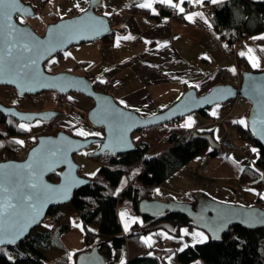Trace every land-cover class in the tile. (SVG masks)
<instances>
[{"label": "crops", "instance_id": "1", "mask_svg": "<svg viewBox=\"0 0 264 264\" xmlns=\"http://www.w3.org/2000/svg\"><path fill=\"white\" fill-rule=\"evenodd\" d=\"M24 1L30 2L33 5L35 14L40 10L43 22L41 23V20L35 22V25L39 28L36 29L29 20L35 14L29 17L17 15L16 18L20 22H29L40 34L44 33L46 26L50 22L79 14L83 12L81 9L86 10L90 5V0H44L40 4L35 3L34 0ZM223 1L226 0H220V3ZM144 3H151L152 7L145 8L139 6ZM77 4L79 7H76ZM203 4L215 5L210 3L209 0H203L202 4L196 3L195 0L191 3L188 0H172L171 4L167 2L161 3L160 0H103L100 5L96 6V9L101 14L108 13L113 27V31L109 33L110 36L105 38V36L109 35L107 34L93 40L70 45L64 51L58 52L48 59L44 64L45 69L54 73L71 71L76 74H84L90 78L93 84L97 80L118 78L122 82L121 86L109 93L119 103L121 100L125 101V104L120 103L121 105L136 111L138 110L137 112L142 116H151L168 108L190 88H195L198 95H202L217 84L232 83L235 86L240 84L238 81L224 79L221 74L222 69H227L234 73L239 72L241 79V72L244 69L254 71L264 70V39L257 38L264 37V29L239 37L233 44H229L222 34L221 29L223 26L218 28L214 24L211 18L212 13L207 12L202 7ZM173 5H177L178 7H174ZM180 7L184 9V12L179 11ZM165 8H169L170 12H166L167 9ZM51 13H54L55 16H50ZM193 13H202L203 18L200 16H193L192 20L186 18ZM42 24L44 25L42 26ZM241 53H244V55H241ZM249 57L252 59L250 60ZM254 62L258 63L259 67L254 68L252 66ZM245 63L250 68H245ZM232 69H235V71H232ZM196 85H199V87H196ZM12 88L15 94L13 101H3L2 99L0 101L7 105L19 107L21 110H63V115L57 117L52 122V125L56 126L58 130H71L74 135L81 136L76 131V128L82 126L87 119L94 130L88 131V135L81 137L103 136V130L88 118V111L94 106L91 98L75 91H71L64 96L58 95L55 91H43L37 94L19 96L16 89ZM69 97H72V99H69ZM235 98L237 102L229 112H226L224 109L223 102L203 109L205 110L204 112L202 110L193 111L191 112L192 114L189 113L182 116L183 119L179 120L181 118L179 117L168 121L167 124L182 126L185 130H203L204 132L202 133H210L218 143L224 132L229 131L240 145L247 146L252 151L253 148H257L250 142L243 140L237 129L238 121L242 119L245 121L243 125H248L247 113L250 108V101L240 96H236ZM61 101H64L65 104L62 105ZM213 112L216 115H212ZM188 123H191L192 126L184 127ZM143 129L134 132L133 139ZM96 133H99V135H95ZM23 146L26 147V145ZM97 147L98 144L93 149L95 150ZM210 148L203 154L204 157L206 156V159H200L196 167L197 171L199 170L201 173L206 174L199 168V165L204 161H207L209 164V172L212 168V171L216 172L217 168L221 169L224 166L228 170L232 165H235L236 172H238L239 168L242 170L244 167L245 156L240 150L227 154L229 159L231 158L232 160L228 165H224L217 157H214L215 153H212V149L215 148L211 146ZM232 154H234V157L231 156ZM188 163L173 175L184 169ZM140 170L141 168L137 171L135 177H137ZM199 171L198 175L200 174ZM125 174H130V172ZM132 177L130 176L129 178ZM129 178L127 177L124 183L120 181L118 187L120 191H122ZM199 191V199L204 196L203 193L208 194L205 191ZM154 193L158 195V199L160 200H170L168 198L163 199L156 190ZM258 206L261 205L258 204ZM73 213L72 226L74 223L76 224L75 236H71L73 234L72 226L67 232L60 234L52 227V235L57 240H60V243H56L48 249H41L49 264H77L76 254L72 251L84 244V231L82 225L79 227L81 219L78 214L76 212ZM142 215L140 212L133 211L128 204H118V217L124 232L128 231L134 224L142 226L144 222ZM46 218L47 214L44 219ZM41 223L36 228L48 230V227L41 225ZM125 224L128 225L127 229L125 228ZM184 229L188 230L187 234L183 232ZM159 233L161 235L162 233L166 234L162 235L165 241V248L168 245V248H172L173 250L169 255L172 256L171 262H169V256L166 257L165 262L167 264H183L177 260L178 249L182 248L185 244L199 243L198 241L201 239L199 236L193 235V233H203L207 237L206 240L210 239L204 230L194 226L182 227L178 236L164 229H157L143 235L144 238L151 236L152 246L149 247L148 244L147 246L155 251L159 249L155 246L157 240L156 234L158 235ZM100 240L101 238L97 242ZM89 250H85L84 248L80 251ZM50 254L51 256H49ZM10 256L14 255L11 253ZM61 257L64 258L62 259ZM122 260L127 263L128 253ZM121 261L119 264H121ZM106 264H108V259ZM188 264L206 263L201 259H197Z\"/></svg>", "mask_w": 264, "mask_h": 264}, {"label": "water", "instance_id": "2", "mask_svg": "<svg viewBox=\"0 0 264 264\" xmlns=\"http://www.w3.org/2000/svg\"><path fill=\"white\" fill-rule=\"evenodd\" d=\"M102 1L90 0L89 7L83 12L50 22L43 34L38 33L29 22H20L16 18L17 15L29 17L35 14L30 2L18 0V3L13 5L19 11L11 13V24L15 29L11 35L3 15L7 10V2L0 6V57H3L0 85L14 87L19 96L43 91H55L60 96L67 95L71 91L79 92L93 100L94 106L88 111V118L103 130V136L90 137L77 136L67 130H58L55 134H42L36 138V142L29 148L24 159L0 160V166H4L0 167V184L7 188L6 193H0V198L10 199L21 214L31 213L32 210L28 206L33 203H36L39 209V215L31 220L22 236L14 243H5L2 246H13L26 238L40 225L51 206L68 203L72 200L76 189L90 182V178L79 173L80 164L75 155L92 144H98L92 152L93 155L130 152L135 148L134 132L240 96L250 101L247 124L254 138L264 147V70L244 69L241 72V82L237 86L232 83L217 84L202 95H198L195 88H190L168 108L151 116H142L136 110L121 105L111 93L98 90L87 75L71 71L56 73L47 71L45 62L58 52L64 51L70 45L103 37L113 31L110 17L99 13L96 9ZM88 25L92 27H87ZM61 33L64 34L62 38L59 36ZM24 44L34 46L33 51L26 52L23 48ZM9 51H11L10 56ZM32 60L36 61L35 65H31ZM25 64H29L30 68L23 69ZM29 70L39 74L31 82L24 76V72ZM0 112L27 123L38 119L52 123L64 113L59 109L21 110L2 101H0ZM194 135L206 138L213 148L219 146L210 133L195 131ZM41 159L48 162L47 166L43 168L38 181L30 180L31 169L27 165L32 164L35 168L36 162ZM57 171L59 179L50 180L48 176ZM30 182H38L46 186L49 191L48 202L43 203L42 207L35 200L25 199L33 191L28 187ZM66 187L65 196L62 193ZM138 207L141 214L151 216H157L168 210L185 213L191 219L193 226L204 230L212 240H219L233 225L245 227L264 225L259 219L264 218L263 207L229 204L209 197L200 198V202L195 205L172 199H143ZM249 214L256 219H250ZM161 226L167 225L162 223ZM76 263L106 264L107 259L95 245L91 250L81 252Z\"/></svg>", "mask_w": 264, "mask_h": 264}, {"label": "trees", "instance_id": "3", "mask_svg": "<svg viewBox=\"0 0 264 264\" xmlns=\"http://www.w3.org/2000/svg\"><path fill=\"white\" fill-rule=\"evenodd\" d=\"M165 9L170 12L169 8ZM211 18L218 28L223 26V36L229 44H233L238 35L244 36V33L248 35L264 29V0L223 1L214 5ZM245 68L250 66L245 63ZM22 124L0 112V142L3 144L0 147V159L9 156L10 150L20 145L15 141H21L20 136L28 132L20 127ZM237 129L243 140L258 149L254 153V165L244 158L239 180L245 185L261 187L264 185V147L254 138L248 125L238 123ZM195 131L197 129L185 130L182 126H171L165 122L144 128L134 137L135 148L130 152L112 155H93L90 152L88 155L98 160L100 167L91 177L82 173L90 178V182L76 189L71 201L49 208L47 217H50L53 227L58 234L67 232L71 227L70 214L76 212L84 227L85 250L96 244L107 257L108 264H119L127 253L126 264H167L165 260L173 252L172 248L162 251L150 249L143 235L152 230L164 229L178 236L182 227L193 226L191 219L185 213L173 210L157 216L143 214L142 226L134 224L124 232L118 217V204L128 198L139 213V202L153 199L156 185L164 182L191 159L211 149L208 140L194 135ZM212 153L218 154L215 149H212ZM140 165L143 166L135 185L120 191L118 187L123 175ZM48 178L57 181L58 171ZM257 200L262 202L264 198L259 196ZM162 223L167 226L162 227ZM99 238L101 240L97 242ZM53 239L51 229L36 228L19 243L2 247L0 264H47L48 260L41 249L50 248ZM80 252L77 251L76 255ZM11 253L14 256L9 260ZM197 259L206 264H264V225H233L219 240L208 239L203 243L190 244L177 253V260L183 264Z\"/></svg>", "mask_w": 264, "mask_h": 264}, {"label": "rangeland", "instance_id": "4", "mask_svg": "<svg viewBox=\"0 0 264 264\" xmlns=\"http://www.w3.org/2000/svg\"><path fill=\"white\" fill-rule=\"evenodd\" d=\"M41 17H42L41 12L40 10H38L36 14L34 15V17H31L29 19L30 23L34 27H36V29H39V28H37V25H35V22H39L40 20H41V23L43 22V19H41ZM43 25L44 24H42V26ZM13 97H15V94H14V89L11 86L0 85V99H2L3 101L4 100L13 101ZM226 112H228V110H226ZM180 119H183V117L179 118V120ZM22 123H23L22 125L25 126L24 128L28 132L25 135H21L20 139L21 141H23V145H26L27 150L28 148H30V146H32L36 142V138L38 136H41L42 134H47V133L55 134L58 131V128H56V126L48 125V122L42 121L39 119L35 120L34 122H30V123H27V122H22ZM93 130H94L93 127H91V124L88 122L87 119L82 126H78V128H76L77 132L83 131L87 133L88 131H93ZM67 131L71 132V130H67ZM226 132H228L227 134L229 135L231 134L229 131H225L224 134ZM95 145L96 144H92L86 150H83L76 154V159L79 162V164L85 168L86 175L87 176L90 175L88 177H91L92 173H96L100 167V162L98 160L97 161L94 160L90 155H88L91 152V150H94L93 148ZM16 147L17 146L13 147L10 150L9 156H6V157L15 158L16 154H15L14 149ZM231 156L234 157V154H232ZM214 157H217L218 160L221 161L222 164L224 165H228V163L232 160L231 158L229 159V156L223 155L220 153L215 154ZM202 158L206 159V156L204 157V155L201 154V156L199 155L191 159L188 165L184 167V169H181V171L177 172L175 175H172L164 183L156 185L154 190L158 191V193L162 196L163 199L168 198L170 200L173 199L178 202H186V203H190L193 205L200 202L198 195H200L199 190H202V191L207 192L208 194L203 193L204 196H202L201 198L211 197L212 199H215L218 201H222V202L229 203V204L242 205V206H252V205L261 204V207L264 208V203H263L264 201L260 202L257 200V197L259 196H262L264 198V185H262L261 187H256V186L244 185L243 183H241L239 181V174H240L241 168H239L238 172H236L237 170H236L235 165H232L231 168L228 170L226 166L222 167L221 169L217 168L216 172L212 171L213 168L210 166V168L212 169L210 172L208 171L209 173L205 172L206 174H203L198 170L200 173L198 175V171L196 167L199 164L200 159ZM245 160L249 162L248 159L245 158ZM142 166L143 165H140L139 167H135L134 169L130 171V174L123 175L121 179L122 183H124L127 177L129 178L130 176H133L132 178L128 179L123 189H125L126 186L135 185L136 178H137L135 176L137 174V171L140 168L142 169ZM208 168H209V164H208ZM169 195L173 198H171ZM122 203L128 204V206L132 208L133 211H135L132 205V202L128 198L124 199ZM73 214H74L73 212L70 214L71 226H72V215ZM52 224L53 223L51 222L50 217H47L41 223V225L47 226L48 230L50 229L52 230V227H53ZM80 225H82V228L84 231L82 221H81V224H79V227ZM72 233L73 234L71 236H75L74 235V233H76L75 223L72 226ZM156 237L158 238L157 234H156ZM56 243L59 244L60 240H57L56 238H54L53 245H55ZM83 243L84 244H82L81 247L73 249L72 252L76 254L77 251L83 250L86 247L84 236H83ZM168 249L169 248L167 245L166 248L165 246H163L161 247L160 250L162 251V250H168ZM78 255L79 253L76 255V257H78ZM49 256H51V254ZM61 258L63 259L64 257H61Z\"/></svg>", "mask_w": 264, "mask_h": 264}, {"label": "snow or ice", "instance_id": "5", "mask_svg": "<svg viewBox=\"0 0 264 264\" xmlns=\"http://www.w3.org/2000/svg\"><path fill=\"white\" fill-rule=\"evenodd\" d=\"M7 2V10L3 13L4 17H5V22L7 24V26L10 29L9 35L12 34L13 31H15L13 25L11 24V13L13 11H19V9L14 8L13 5H15L16 3H18V0H0V6L5 5ZM161 3H172V0H160ZM188 2H193V0H188ZM196 3H203V0H195ZM210 3L213 4H217L220 3V0H209ZM140 7H145V8H151L152 4L151 3H144V4H140ZM174 7H178L177 5H173ZM76 7H79V5L77 4ZM81 11H84L83 9H81ZM180 12H184V9L182 7L179 8ZM105 15H108V13H105ZM193 16H200L201 18H203V14L202 13H193L191 15H188L186 18L189 20L193 19ZM205 22H207L205 20ZM87 27H92L91 25H88ZM59 36L62 38L64 36L63 33L59 34ZM259 39H264V37H257ZM33 47H30L28 44H24L23 48L26 52H32L33 51ZM251 51V49H250ZM9 56L11 55V51H9ZM241 55H244V53H241ZM249 59L251 60L252 58L249 57ZM36 61L32 60L31 61V65H35ZM254 68L259 67V64L254 62L252 65ZM30 65L29 64H25L23 66V69H29ZM22 69V70H23ZM232 71H235V69H232ZM0 72H3V57H0ZM39 74L33 70H29V71H25L24 72V76L25 79L29 82L34 81L37 76ZM196 87H199V85H196ZM69 99H72V97H69ZM121 104H125V101L121 100L120 101ZM138 111V110H137ZM212 115H216L215 112L212 113ZM191 119V118H189ZM238 123L240 124H244L245 121L242 119L240 121H238ZM192 124L188 123L185 124L184 127H191ZM20 127L23 129L25 126L24 125H20ZM81 136H86L88 135V133L80 131L78 133ZM95 135H99V133H96ZM35 139V138H33ZM16 143H20L23 144V141H15ZM3 144L2 142H0V147H2ZM253 152H257V149L253 148L252 149ZM55 155V154H53ZM47 161L44 159H41L40 161L36 162V167L33 168L32 164L27 165V167L29 169H31L30 173H29V178L30 180H35L38 181L39 180V175L41 174L42 170L44 167L47 166ZM0 167H4V166H0ZM92 175H95V173H92ZM262 176H264V174H262ZM81 183H83V181H81ZM28 187L31 188L33 191L30 195H27L25 197L26 200L28 201H37L40 203V207H42L43 203L48 202L49 199V191L47 189L46 186L38 183V182H30L28 184ZM70 187V185H69ZM7 192V188H5L2 184H0V193H6ZM62 195H67V187L65 188V191L62 193ZM32 211L31 213H26V214H21L17 211L16 209V205H13L10 202V199H6V198H0V246L4 245L5 243H14L17 239H19L22 234L24 233L25 229L27 228L28 224L31 222L32 219H35L36 216L39 215V209L36 203L30 204L28 206ZM122 215H124L122 213ZM31 219H30V218ZM249 218L250 219H256L254 217H252V214H249ZM260 222H264V218H259ZM47 227V226H46ZM125 228H128V225L125 224ZM187 229H184L183 232L185 234H187ZM162 235H166L163 234ZM193 235L195 236H199L201 239L198 241L200 243H203L204 240L207 239L206 236H204L203 233H193ZM166 238H172V237H166ZM218 238V237H217ZM145 243L148 244L149 247L152 246V238L151 236L149 237H145ZM188 244H185L182 248L178 249V251H183L184 248L188 247ZM2 247H0V251H2ZM174 255V253H173ZM9 260H12V257L9 256L8 257ZM169 262H171L172 256H169ZM121 264H126V262L124 260L121 261Z\"/></svg>", "mask_w": 264, "mask_h": 264}, {"label": "built area", "instance_id": "6", "mask_svg": "<svg viewBox=\"0 0 264 264\" xmlns=\"http://www.w3.org/2000/svg\"><path fill=\"white\" fill-rule=\"evenodd\" d=\"M44 0H34L35 3H42ZM40 7V6H39ZM202 7L205 8V10L209 13H213L214 11V6L213 5H208V4H203ZM50 16L54 17L55 14L51 13ZM244 36L246 35L245 33L243 34ZM239 37H243L241 35H238ZM221 74L223 75L224 79L230 80V81H238V83L241 82V74L239 72H231L227 69H222L221 70ZM122 82L120 79H110V80H97L94 83V86L98 89V90H102V91H106V92H112L117 90L120 86H121ZM237 100L236 98H232L229 99L227 101L224 102V109L228 110V112L233 108V106L236 104ZM61 104L64 105L65 102L61 101ZM228 132H226L220 139V144L219 147L216 149V151L220 154L223 155H227V154H231L234 151H238L240 150L243 155L245 156L246 159L249 160L250 163H252L253 165L255 164L256 160H255V154L252 153L251 150L248 149L247 146L244 145H240L232 136L231 134H227ZM15 151V158L17 159H24L27 155V149L25 146L23 145H17V147L14 149ZM199 168L203 171V172H208L209 168H208V163L207 161H204L200 164ZM85 168L81 167L80 168V172H84ZM154 198H158V195L156 193L153 194ZM159 238V240H158ZM158 238L155 242V246L157 248H161L163 246H165V241L163 240V238L161 237L160 234H158Z\"/></svg>", "mask_w": 264, "mask_h": 264}, {"label": "flooded vegetation", "instance_id": "7", "mask_svg": "<svg viewBox=\"0 0 264 264\" xmlns=\"http://www.w3.org/2000/svg\"><path fill=\"white\" fill-rule=\"evenodd\" d=\"M51 124V123H50ZM49 125V124H48ZM52 125V124H51Z\"/></svg>", "mask_w": 264, "mask_h": 264}]
</instances>
